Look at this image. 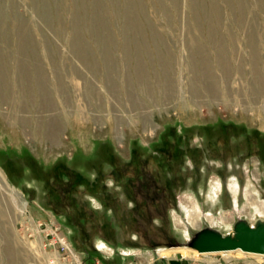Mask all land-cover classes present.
<instances>
[{
  "label": "rangeland",
  "instance_id": "obj_1",
  "mask_svg": "<svg viewBox=\"0 0 264 264\" xmlns=\"http://www.w3.org/2000/svg\"><path fill=\"white\" fill-rule=\"evenodd\" d=\"M243 224L264 0H0V264H263L198 251Z\"/></svg>",
  "mask_w": 264,
  "mask_h": 264
},
{
  "label": "water",
  "instance_id": "obj_2",
  "mask_svg": "<svg viewBox=\"0 0 264 264\" xmlns=\"http://www.w3.org/2000/svg\"><path fill=\"white\" fill-rule=\"evenodd\" d=\"M197 240L201 242L197 247L199 252L238 248L247 253L264 254V224L255 227L243 224L236 238L204 231L198 234Z\"/></svg>",
  "mask_w": 264,
  "mask_h": 264
},
{
  "label": "bare ground",
  "instance_id": "obj_3",
  "mask_svg": "<svg viewBox=\"0 0 264 264\" xmlns=\"http://www.w3.org/2000/svg\"><path fill=\"white\" fill-rule=\"evenodd\" d=\"M53 128V127H52ZM56 128V127H55ZM22 205H23V203H22ZM180 252H181V254L183 255V256H186L187 254H186V250L185 249H180L179 250ZM233 251H238V252H241V253H243V251H241L240 249H238V248H232V249H225V250H219L218 252H221V253H224V255H226V256H230L231 254H232V252ZM214 253V252H217V251H203V252H201V253ZM162 254L164 253V252H161ZM240 253V254H241ZM255 254H257V253H255ZM262 255H264V254H262Z\"/></svg>",
  "mask_w": 264,
  "mask_h": 264
},
{
  "label": "trees",
  "instance_id": "obj_4",
  "mask_svg": "<svg viewBox=\"0 0 264 264\" xmlns=\"http://www.w3.org/2000/svg\"><path fill=\"white\" fill-rule=\"evenodd\" d=\"M63 181H66V180H63ZM98 179L97 180H94L92 183L96 185ZM76 182V186H79V185H84V186H87L89 185V180L85 179V178H82L81 176L78 177V179L76 180H72L71 183H75ZM146 184V182H145ZM146 186V185H145ZM145 192V191H144ZM157 197V195H152L151 194V197L150 199L153 201L155 198ZM136 209V208H135ZM134 209V210H135Z\"/></svg>",
  "mask_w": 264,
  "mask_h": 264
},
{
  "label": "built area",
  "instance_id": "obj_5",
  "mask_svg": "<svg viewBox=\"0 0 264 264\" xmlns=\"http://www.w3.org/2000/svg\"><path fill=\"white\" fill-rule=\"evenodd\" d=\"M57 239H58V242L61 245V247H64L65 249L68 250V246L66 245V243L63 240L64 238L63 237H57ZM263 264H264V262H263Z\"/></svg>",
  "mask_w": 264,
  "mask_h": 264
}]
</instances>
